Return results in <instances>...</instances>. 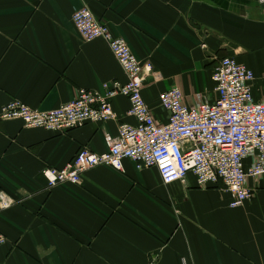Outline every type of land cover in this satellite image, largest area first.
<instances>
[{"label":"crops","instance_id":"crops-1","mask_svg":"<svg viewBox=\"0 0 264 264\" xmlns=\"http://www.w3.org/2000/svg\"><path fill=\"white\" fill-rule=\"evenodd\" d=\"M83 6L151 65L142 97L158 124L169 116L159 99L173 86L189 106L196 94L214 104L211 77L224 57L252 71L253 99L264 100L258 0H0V109L18 100L48 111L79 89L126 83L105 41L80 39L71 17ZM111 107L112 121L65 134L0 120V192L16 200L0 212V264H264V178L248 180L250 199L238 208L221 184L200 189L189 175V188L165 186L154 168L128 160L123 172L97 167L78 186L47 187L45 169L83 148L103 154L107 136L135 124L126 98Z\"/></svg>","mask_w":264,"mask_h":264},{"label":"built area","instance_id":"built-area-1","mask_svg":"<svg viewBox=\"0 0 264 264\" xmlns=\"http://www.w3.org/2000/svg\"><path fill=\"white\" fill-rule=\"evenodd\" d=\"M258 1L264 6V0ZM71 21L83 42L105 41L126 75V83L103 84L102 92L79 89L71 101L48 111L12 100L0 109V120H17L27 129L65 134L86 123L112 121L111 101L122 96L128 100L127 115L135 124L123 123L115 137L107 136L105 153L83 148L61 169H45L42 174L47 187L78 186L81 176L97 167L123 172V162L128 160L137 171L154 168L165 186L179 183L189 188V175L200 189L221 184L230 195V207L243 206L251 196L248 180L264 178V100L253 99L252 71L231 57L221 58L211 77L214 104L203 102L196 94L189 106L181 90L173 86L159 99L169 116L166 124H158L142 97L144 77L151 74V65L140 63L126 42L114 37L88 8L76 10ZM15 204L16 200L0 192V212ZM5 242L0 233V246Z\"/></svg>","mask_w":264,"mask_h":264}]
</instances>
